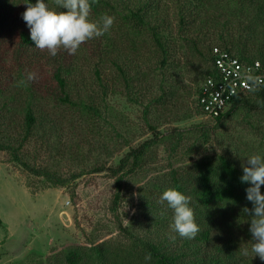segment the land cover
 I'll list each match as a JSON object with an SVG mask.
<instances>
[{"label": "trees", "instance_id": "16d2710c", "mask_svg": "<svg viewBox=\"0 0 264 264\" xmlns=\"http://www.w3.org/2000/svg\"><path fill=\"white\" fill-rule=\"evenodd\" d=\"M28 2L0 0V151L55 186L64 187L84 174L108 172L115 178L116 204L124 188L135 189L137 177L147 179L135 192L147 220L144 230L140 228L143 236L130 233L135 250L123 254L101 243L80 255L81 249L72 247L54 263L252 264L237 255L235 234L222 241L217 233L223 231L221 223L229 210L252 206L246 199L250 185L241 182L243 151L231 142L217 156L198 154L210 143L211 134L241 109L264 112V88L238 95L225 114L208 118L211 125L200 123L189 129L172 125L205 116L199 97L207 78L216 75L214 48L245 62L264 60V0H95L92 20L114 16L111 30L90 40L96 43L92 52L88 42L75 55L61 49L55 57L35 48L31 40L22 18ZM30 71L38 79L19 85ZM115 96L139 107L144 123L139 132L129 135L136 126L115 106ZM47 99L55 100V107L73 110L75 138L64 139L62 116ZM107 124L114 136L105 133ZM165 125L169 127L162 130ZM34 132H42L47 148L61 157L74 155L73 144L84 150L75 142L78 138L87 143L96 135L108 143L104 148L127 151L116 165L95 164L68 180L22 160L21 152ZM161 146L167 165H161ZM169 188L191 197L200 227L194 239L178 234L175 241L169 239L173 211L167 202L159 203ZM261 190L264 193V187ZM149 253L151 260L146 261Z\"/></svg>", "mask_w": 264, "mask_h": 264}, {"label": "rangeland", "instance_id": "374dc122", "mask_svg": "<svg viewBox=\"0 0 264 264\" xmlns=\"http://www.w3.org/2000/svg\"><path fill=\"white\" fill-rule=\"evenodd\" d=\"M45 2L52 10H63L55 5L54 0ZM93 16L95 15L91 14L90 19ZM88 42L90 40L86 43ZM95 45L94 42L88 45L90 52ZM11 53V51L7 53L8 65ZM50 89H53V85ZM112 100L136 126L132 127L129 135L139 132L138 127L144 125L139 107L126 103L119 96ZM47 102L49 106H53L56 114L62 116L60 123L63 125L64 139L68 135L71 139L75 138L76 135L71 134L73 110L68 107L61 109L55 107L57 105L55 100L47 99ZM248 111L241 109L226 120L223 126L216 129L211 134L210 143L200 148L199 157L217 156L225 147L230 146L231 142L237 143L240 151H243L245 156L243 163H246V159L253 154L264 156V112ZM200 123L212 124L206 116H193L172 126L189 129ZM168 127L169 125H165L161 129L166 130ZM106 132L109 136L115 135L109 124L105 125ZM147 137L138 138L136 144ZM89 140L88 147L87 143L81 142L78 138L75 142L82 144L84 150L73 144V149L70 150L74 155L64 154L61 157L53 148H47V137L42 132H34L24 145L21 152L22 160L32 167L46 168L70 180L72 175L85 171L95 164L107 167L116 165L127 151L124 147L119 151H113L111 146L104 148L103 146L108 143L97 135L90 137ZM121 143L124 144V141ZM164 152L165 149L161 146L159 148L161 165L168 163L165 161ZM110 153L111 156H108ZM182 157L185 160V157ZM182 164H185V161ZM167 167L169 166L164 168ZM135 181V189L124 188L121 199L116 204L115 178L108 172L84 174L77 180H71L64 187L55 186L29 173L16 163L9 153L0 151V220L3 222V225H0V264H55L56 258L62 259L69 248H80L82 252L78 251L79 254L87 255L90 253V247L101 243L123 254L131 249L135 250L134 238L130 233L143 236V227L147 221L143 217L140 199L135 192L139 186L147 182V179L140 176ZM245 207L248 206L229 210L221 223L223 231L217 233L222 234V241L231 237V233L235 234L232 239L236 238L237 241V255L252 264H264V261L254 257V254L250 253L245 257L240 252L241 246L250 249L252 241L249 232L250 217L242 211ZM49 259L52 260L50 263ZM88 264L98 263L90 260Z\"/></svg>", "mask_w": 264, "mask_h": 264}, {"label": "clouds", "instance_id": "9594fccd", "mask_svg": "<svg viewBox=\"0 0 264 264\" xmlns=\"http://www.w3.org/2000/svg\"><path fill=\"white\" fill-rule=\"evenodd\" d=\"M95 0H54L55 5L62 11L50 9L45 0H36L26 4V11L22 18L30 30L35 48L55 57L61 49L69 55H75L80 47L89 40L99 38L108 33L115 17L105 14L99 20L90 19L92 3ZM38 79L36 72H28L19 85L26 86ZM249 90L256 92L264 86V76L254 75L249 68L244 77ZM243 175L241 182L249 184L246 188V199L252 204L251 208H243L244 214L250 217L249 232L252 237L250 249L241 246L240 252L247 257L250 253L264 261V156L253 154L242 164ZM173 211L170 224L169 239L175 241L178 234L181 238L194 239L200 232L191 204V197L182 192L169 188L160 196L159 203L164 204ZM146 261L151 260V254L145 256Z\"/></svg>", "mask_w": 264, "mask_h": 264}, {"label": "built area", "instance_id": "2783aa9c", "mask_svg": "<svg viewBox=\"0 0 264 264\" xmlns=\"http://www.w3.org/2000/svg\"><path fill=\"white\" fill-rule=\"evenodd\" d=\"M214 54L216 75L207 78L199 97L207 118L222 116L238 95L252 92L244 79L249 68L254 75L264 76V60L245 62L218 47L214 48Z\"/></svg>", "mask_w": 264, "mask_h": 264}]
</instances>
